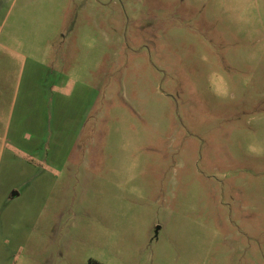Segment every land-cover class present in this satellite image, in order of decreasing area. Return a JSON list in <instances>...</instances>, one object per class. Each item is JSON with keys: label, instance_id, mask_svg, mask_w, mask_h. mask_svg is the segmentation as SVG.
I'll return each instance as SVG.
<instances>
[{"label": "rangeland", "instance_id": "1", "mask_svg": "<svg viewBox=\"0 0 264 264\" xmlns=\"http://www.w3.org/2000/svg\"><path fill=\"white\" fill-rule=\"evenodd\" d=\"M0 43L56 161L2 154L0 264H264V0H0Z\"/></svg>", "mask_w": 264, "mask_h": 264}, {"label": "crops", "instance_id": "2", "mask_svg": "<svg viewBox=\"0 0 264 264\" xmlns=\"http://www.w3.org/2000/svg\"><path fill=\"white\" fill-rule=\"evenodd\" d=\"M0 47L1 48H6L7 45L4 43H0ZM1 78H4L3 75V69H4V60H1ZM42 79L41 84L43 83ZM62 83V82H61ZM54 87V86H53ZM61 87V84L58 86ZM55 87V88H58ZM3 94V91H0V95ZM2 96L0 97V127L2 125V123L4 122V118H5V113L4 112V108L3 107V103L1 102ZM33 129L30 132H25L23 133V138L24 139H19L21 133L19 134V131H12V136L8 137V131L9 128L5 130V132L2 133V137L0 139V159L2 157V154L5 151H15L17 152L19 155L22 156V159H26L29 161H38L40 163H43L45 165H50V166H56V161L52 160L50 157L44 156L42 153L39 152L38 157L37 158V153L36 150L39 148V146L41 145L40 143V132H41V127L38 129V125L36 124V121H33ZM80 128V127H79ZM79 128L77 131H79ZM0 133H1V129H0ZM78 132H76L75 135H77ZM75 138V139H74ZM73 139L70 140V145L72 143H74L76 141V137H74ZM66 140V138H64V141ZM55 141V140H54ZM63 143V142H62ZM64 148L66 146H63ZM71 146H69L70 148ZM68 148V149H69ZM24 161V160H23ZM25 162V161H24ZM24 166H26V164H24ZM39 175H35L31 178L27 177V175L25 174H21V175H14V177H12L11 181L4 183L0 186V207H2V209H4V207L8 208V206H10V202L17 196H20L22 193L21 187H28L31 188L32 184H34L32 190H30V192H38L39 188H40V182L38 181ZM1 182H4L3 180H1ZM27 183H30L29 185ZM28 185V186H27ZM13 202V201H12ZM9 233L5 232V234L3 235L2 240L3 241H7V236Z\"/></svg>", "mask_w": 264, "mask_h": 264}]
</instances>
